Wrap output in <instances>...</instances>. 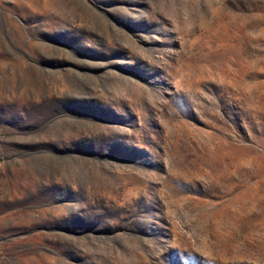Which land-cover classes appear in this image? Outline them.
<instances>
[{"label": "rangeland", "instance_id": "rangeland-1", "mask_svg": "<svg viewBox=\"0 0 264 264\" xmlns=\"http://www.w3.org/2000/svg\"><path fill=\"white\" fill-rule=\"evenodd\" d=\"M0 264H264V0H0Z\"/></svg>", "mask_w": 264, "mask_h": 264}]
</instances>
